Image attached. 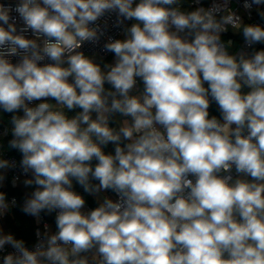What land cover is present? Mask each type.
Returning <instances> with one entry per match:
<instances>
[{
  "label": "clouds",
  "instance_id": "obj_1",
  "mask_svg": "<svg viewBox=\"0 0 264 264\" xmlns=\"http://www.w3.org/2000/svg\"><path fill=\"white\" fill-rule=\"evenodd\" d=\"M0 264H264V0H0Z\"/></svg>",
  "mask_w": 264,
  "mask_h": 264
},
{
  "label": "trees",
  "instance_id": "obj_2",
  "mask_svg": "<svg viewBox=\"0 0 264 264\" xmlns=\"http://www.w3.org/2000/svg\"><path fill=\"white\" fill-rule=\"evenodd\" d=\"M210 111L212 112V114L218 115L215 105L212 106ZM10 191H12L13 194H16L18 200L22 202V197L24 194L19 189L10 188ZM90 204H91V200H90ZM13 213L15 215V221L10 223V227L16 230L18 234L26 237L27 239L34 240L35 239L34 232L36 229V224L34 220L24 215L22 212H20L19 208H15L13 210ZM45 217L47 220L53 221V218L47 216Z\"/></svg>",
  "mask_w": 264,
  "mask_h": 264
},
{
  "label": "built area",
  "instance_id": "obj_3",
  "mask_svg": "<svg viewBox=\"0 0 264 264\" xmlns=\"http://www.w3.org/2000/svg\"><path fill=\"white\" fill-rule=\"evenodd\" d=\"M110 57H111V56H110V54H109V57H108V58H110ZM12 155H13L17 160H19L20 157H19L18 154L12 153ZM11 175H12V173H10V176H11ZM18 189H19V188H18ZM13 210H14V209H13ZM28 217H30V216H28ZM30 218L34 220V222H35V224H36V229H38V228H41V229H42L44 223H49V224L52 225L53 228H54V222H53V221H50V220H47L46 217H43L39 223H37V221H36L35 218H33V217H30ZM36 229H35V230H36Z\"/></svg>",
  "mask_w": 264,
  "mask_h": 264
},
{
  "label": "crops",
  "instance_id": "obj_4",
  "mask_svg": "<svg viewBox=\"0 0 264 264\" xmlns=\"http://www.w3.org/2000/svg\"><path fill=\"white\" fill-rule=\"evenodd\" d=\"M109 59H111V57H110ZM19 190H20L23 194L25 193V191H27L26 189L23 188L22 184L19 186ZM13 221H15V215H14V213H13V215L9 216V217L7 218V220L5 221L6 226H7V227H10V223L13 222Z\"/></svg>",
  "mask_w": 264,
  "mask_h": 264
}]
</instances>
